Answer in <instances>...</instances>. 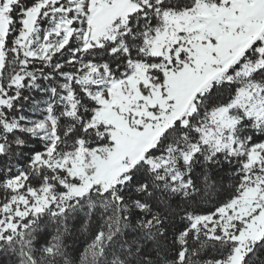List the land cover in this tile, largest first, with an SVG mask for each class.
<instances>
[{"label":"snow or ice","instance_id":"snow-or-ice-1","mask_svg":"<svg viewBox=\"0 0 264 264\" xmlns=\"http://www.w3.org/2000/svg\"><path fill=\"white\" fill-rule=\"evenodd\" d=\"M0 254L264 264V0H0Z\"/></svg>","mask_w":264,"mask_h":264},{"label":"trees","instance_id":"trees-1","mask_svg":"<svg viewBox=\"0 0 264 264\" xmlns=\"http://www.w3.org/2000/svg\"><path fill=\"white\" fill-rule=\"evenodd\" d=\"M35 99H42L40 93H34ZM228 166L224 165V170L221 172V175L224 177L225 186L229 183L228 181ZM174 203H179V201H175ZM212 207V203L210 201H205L201 203L200 208L202 210H208ZM84 217L83 214H76L72 216L68 220V230L63 235V242L66 245L67 251L70 256L77 260L80 255L84 252V249L87 247V244L90 242L92 232L96 229L97 223L94 220L87 226V230H85L83 225ZM186 224V221H182L180 216L175 217V227L177 229L182 228ZM53 235H55L54 226L47 225L45 226L41 233L38 235L37 248L44 246L46 242H50L52 240ZM214 251L209 248L203 254L205 258H209V256L214 255ZM39 255V253H37ZM264 259V256L260 257ZM0 264H12V258L8 255L0 254Z\"/></svg>","mask_w":264,"mask_h":264}]
</instances>
